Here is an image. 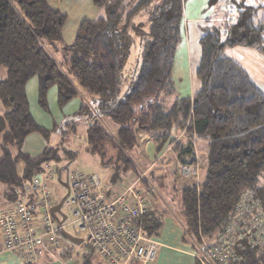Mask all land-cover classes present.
I'll use <instances>...</instances> for the list:
<instances>
[{
    "label": "trees",
    "instance_id": "16d2710c",
    "mask_svg": "<svg viewBox=\"0 0 264 264\" xmlns=\"http://www.w3.org/2000/svg\"><path fill=\"white\" fill-rule=\"evenodd\" d=\"M186 1L92 0L99 16L84 20L74 42L65 45L66 17L51 10L46 0H0V200L7 206L22 201L25 187L46 164H55L57 173L65 165L69 168L79 151L65 147V138L81 129L83 151L109 170L111 185L142 171L132 160L143 158L142 137L154 145V158L159 157L158 166L144 161L153 183L164 166L165 176L175 174L177 164L198 166L196 180L180 187L171 183L181 239L197 264H219L206 260L207 252L226 239L235 223L241 235L256 213L264 221V90L225 54L242 47L264 59V2L211 0L220 16H213L214 23L199 40V89L192 98L172 100V68ZM134 40L140 44L141 63L120 99L121 74ZM32 79L37 80L36 98L43 112H49L52 90L57 110L74 100L80 104L57 126V146L46 145L36 156L22 151L26 139L38 135L47 144L50 132L30 113L26 86ZM63 160L66 164L58 166ZM152 207L139 223L146 236L156 239L164 214ZM253 235L230 247L227 264H264V238L259 240L256 231ZM64 243L72 245L63 237L50 251L69 259L70 252L61 248ZM80 245V264H103L92 249Z\"/></svg>",
    "mask_w": 264,
    "mask_h": 264
},
{
    "label": "built area",
    "instance_id": "2783aa9c",
    "mask_svg": "<svg viewBox=\"0 0 264 264\" xmlns=\"http://www.w3.org/2000/svg\"><path fill=\"white\" fill-rule=\"evenodd\" d=\"M158 159L151 161L152 166ZM177 169V176L188 182L198 177L197 165L178 164ZM56 173L55 166L46 164L43 173L25 187L22 201L0 209V229L7 250L21 252L27 263H33L37 255L63 239L62 232H75L84 236L82 243L92 249L103 264L154 263L158 243L154 237L144 234L139 223L158 199L147 170L128 175L113 185L95 172L69 168L63 171L65 179L62 181L67 184L68 192L64 201L67 215L64 214L66 218L60 225L50 214L57 203L50 193L52 180L54 177L57 180ZM29 195H32L30 203L27 202ZM246 210L241 208L240 211ZM260 217L256 213L247 227L241 228V235L237 234L238 224L235 223V227L228 229L226 239H220L217 246L207 252L206 260L227 264L230 247L243 236H255L256 231L259 240L264 238V221Z\"/></svg>",
    "mask_w": 264,
    "mask_h": 264
},
{
    "label": "crops",
    "instance_id": "0c3cea01",
    "mask_svg": "<svg viewBox=\"0 0 264 264\" xmlns=\"http://www.w3.org/2000/svg\"><path fill=\"white\" fill-rule=\"evenodd\" d=\"M222 1L215 0L214 2L221 4ZM249 1L257 2V0ZM210 2L211 0H187L184 4L181 42L176 49L172 68V80L175 90L179 88L180 91L182 89L180 85L183 82L188 86L187 90H184L185 96L181 98H192L199 89V82L195 77V71L200 60L199 40L203 36L204 30L211 27L214 23L213 16H220V14L216 13L217 10L210 5ZM258 2L262 3L264 0H258ZM46 3L51 10L66 17V22L62 28V41L65 45H71L74 42L77 30L84 20H94L100 14V10L93 5L92 0H46ZM229 49H235V55L231 59L240 64L252 79L254 77L249 73L250 70L255 73V78L257 76L258 78L263 77L264 59L260 54L253 49L242 47ZM243 56L248 58L247 62L249 63L247 65L240 63L242 60L240 57ZM250 64L251 68H247ZM175 71L177 72L176 74ZM146 149L150 152L147 154V159L152 161L151 158L153 157L154 159L155 157L154 145L146 141ZM156 203L155 206H161V211L163 210L165 212L163 205L166 207V204L161 199ZM6 206L7 204L0 200V209ZM155 209L160 214H164L160 209ZM181 235L182 230L178 226V221L173 219V216L164 214L163 226L159 236L156 238L158 249L157 257L153 264H197L194 253L190 251L191 249L188 245L182 242ZM48 249L37 255L33 264H80L79 255L81 254L79 252V254H76L78 256L75 255L72 258L69 257V259L63 258L62 260L61 257L56 258L57 250L50 251V248ZM0 264H25L21 252L7 250L4 247L1 229Z\"/></svg>",
    "mask_w": 264,
    "mask_h": 264
},
{
    "label": "rangeland",
    "instance_id": "374dc122",
    "mask_svg": "<svg viewBox=\"0 0 264 264\" xmlns=\"http://www.w3.org/2000/svg\"><path fill=\"white\" fill-rule=\"evenodd\" d=\"M47 50L50 53H52L48 48H47ZM234 52H235V49H226L225 54L228 57L232 58L235 55ZM57 58H58V56H57ZM240 59H242L240 61V63H242V64L244 63V65H247L249 63V62H247L248 58L245 56L240 57ZM140 63H141L140 44H139L138 40H134L129 46L127 60H126V63L124 65V68H123L122 74H121L122 81H121V91H120V95H119L120 99H122L126 95V93L130 90V85L135 80V77H136L137 72L139 70ZM247 68H251V64L248 65ZM2 73L0 74V77H2V75H3ZM176 73L177 72L175 71V74ZM249 73L253 75V77H254L253 79L255 80V82L262 89H264V74H263L262 78H258V76L255 78V73L252 70H250ZM258 73L260 74V72H258ZM175 81H177V80H175ZM180 88H182L180 91H179V88H177V90H175V94L171 97L172 100L175 97L181 98V97L185 96L184 90H187L188 86L186 85L185 82H183L180 85ZM26 89H27L30 113H31L34 121L38 125L48 129L50 132L49 133L50 136H49V140H48L47 144L38 135H31L26 139L22 151H24L25 153H27L31 156H36L39 153H41L42 149L46 145H48L49 147H54V148L57 146V143L59 142L60 135H61L59 130H57V128H58L57 126L59 125V123H61V121L65 117H66L65 119H68L73 113H75L77 111V109L79 108L80 104H79V100H74L71 103H69L63 110L59 111L56 108L55 95H54V91L52 90V91H50V93H48V97H47L49 112L45 113L39 108L38 103H37V98H36L37 80L32 79L27 84ZM107 129L111 135H114V132L112 129H109V127H107ZM82 131L83 130L78 129V132H76L75 134H72L71 138L70 137L65 138V145H64L65 147L72 146L73 149H76L77 151H79L76 161L73 162L71 165H69V168L73 169V170L78 169V170L83 171V172H95V173L99 174L104 180L108 179L109 175H110L109 170L100 168L98 163L96 162V160L94 158L88 156L83 151L85 148L84 147L85 140H84ZM141 139L142 140L140 141L141 142L140 143V145H141L140 151L143 152V153L141 152V154L143 155V158L137 160L135 157H133L132 160L135 163H137V167H139L140 170H146L147 167L145 166L144 161H147V162L150 161V163H151V160L147 159V154H149L150 152L147 149L145 150V142L147 141L146 138L142 137ZM59 154L63 155L62 152H60ZM167 154H169V153H167ZM151 159L153 161V157ZM205 160H206L205 151L200 152V163H199L200 177H202L204 174ZM61 164L65 165L66 161L63 160L61 163H58L57 165L61 166ZM51 165L56 167L55 164H51ZM156 166H158V165H156ZM177 166H178V164L176 165V167ZM167 167L168 166H166V167L164 166L161 169L160 175H158V177H157V179L158 178L159 179L158 180L156 179V182H154L155 188L157 186L156 189H157V194H158V200L161 199L162 202L166 204V207L163 205L165 212L163 210L161 211L162 207L160 205H159L160 207L155 206V208H158V210L160 209V211L166 215L173 216V219L178 221V226H180V221L178 220V216L176 215L177 211H176V206L174 204L175 198H174V193L171 190L172 189L171 183L173 182V183H175L176 187H180V186L184 185L185 183H188L189 180H185V179L178 177L177 172H175V174H173V175L170 174L168 176H165ZM174 168H173V170H174ZM168 169H171V168H168ZM171 172H172V170H171ZM64 179H65V174L62 172L61 173V180H64ZM50 193L52 195L54 202H59L66 195L65 188L58 183V181L56 180V177H54V179L51 182ZM155 204H157V203H155ZM61 209H62V213L65 214L66 213L65 204L63 205V207ZM65 215H67V214H65ZM68 234H70L71 236H74V237H78L80 239L84 238L83 235H77L75 232H69ZM61 248H62V250H68L70 252L69 253L70 257L72 258L76 254L80 253L83 246L80 245V246L74 247L72 245H69L68 243L67 244L64 243L63 246H61ZM55 256H56V258L59 257V256H57V254ZM94 258H95V261H99V258L97 256H94ZM62 260H63V258H62Z\"/></svg>",
    "mask_w": 264,
    "mask_h": 264
},
{
    "label": "water",
    "instance_id": "95a60500",
    "mask_svg": "<svg viewBox=\"0 0 264 264\" xmlns=\"http://www.w3.org/2000/svg\"><path fill=\"white\" fill-rule=\"evenodd\" d=\"M68 165H65L64 167L60 168L57 173V181L60 185H62L67 190V184L61 180V173L63 171L67 172ZM68 196V192H66V195L64 198H62L55 206H53L50 210L51 217L57 221V224L60 225L66 218V216L62 213L61 208L63 207L64 201ZM58 216L61 217V220H58ZM62 236L72 245H80L82 243V239L78 237L71 236L70 234L66 232H62Z\"/></svg>",
    "mask_w": 264,
    "mask_h": 264
}]
</instances>
